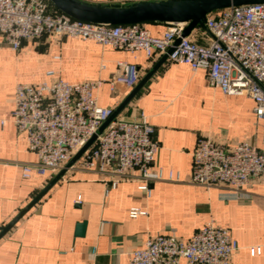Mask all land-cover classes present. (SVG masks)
Instances as JSON below:
<instances>
[{"label": "crops", "instance_id": "1", "mask_svg": "<svg viewBox=\"0 0 264 264\" xmlns=\"http://www.w3.org/2000/svg\"><path fill=\"white\" fill-rule=\"evenodd\" d=\"M86 1L126 4L140 0ZM145 27L159 37L167 24ZM189 38L200 44L211 40L199 27ZM162 59L68 37L26 43L15 52L0 37V228L55 177L22 178L20 165L36 163L37 157L12 121L16 86L49 81V71L80 83L107 81L119 64L136 67L140 74L136 86L111 91L106 84L98 93L101 106L117 109L160 63L118 116L133 120L142 112L148 117L160 144L153 168L162 171L165 179L151 184L148 195L139 189L137 172H132L135 178L110 190L105 176L68 169L0 239V264H129L130 254L142 248L149 236L172 235L188 241L211 220L227 228L239 245L232 264H264V182L252 179L238 193L191 182L199 136L227 147L241 142L261 146L264 126L255 117V103L211 87L205 70L193 72L186 65ZM132 209L144 215L130 218ZM80 223H85L82 236H78Z\"/></svg>", "mask_w": 264, "mask_h": 264}, {"label": "built area", "instance_id": "2", "mask_svg": "<svg viewBox=\"0 0 264 264\" xmlns=\"http://www.w3.org/2000/svg\"><path fill=\"white\" fill-rule=\"evenodd\" d=\"M206 27L211 40L200 44L182 37L185 24H167L158 37L145 24L73 19L49 0H0V37L15 52L26 43L68 37L130 53L141 51L147 58L167 55L169 62L186 65L193 72L207 71L209 85L225 95L251 98L255 117L264 126V3L216 11L208 16ZM47 77L49 81L38 85L19 83L15 90L12 121L37 157L36 163L20 165L22 178L56 176L95 137L69 169L105 176L110 190L135 178L132 172H137L139 189L150 195L151 184L165 179L162 171L153 168L160 144L148 117L142 112L133 120L117 116L98 133L115 112L99 104V91L106 84L111 91L133 88L140 80L136 67L119 64L107 81L70 83L54 71L47 72ZM252 179L264 182V134L260 147L248 142L227 147L198 137L192 184L238 193ZM129 215L135 219L144 213L132 209ZM238 250L229 230L211 220L188 241L172 235L149 236L142 248L130 254L129 264H232Z\"/></svg>", "mask_w": 264, "mask_h": 264}, {"label": "water", "instance_id": "3", "mask_svg": "<svg viewBox=\"0 0 264 264\" xmlns=\"http://www.w3.org/2000/svg\"><path fill=\"white\" fill-rule=\"evenodd\" d=\"M53 6L60 12L69 17L93 24L107 25H130V24H185L182 37L186 38L196 28H202L211 37L212 34L206 27L207 18L212 13L231 7H240L254 4L264 3V0H142L126 4L119 3H92L86 0H49ZM179 43V40H177ZM167 55L163 56V60ZM161 61V62H162ZM149 73L125 101L115 109L111 119L105 122L99 129L101 134L109 123L118 116L122 109L130 102V100L144 86L152 74L157 70L158 66ZM95 140V137L79 151L71 161L66 165L65 169L60 171L53 180L37 195L31 203L25 207L8 225L0 228V239H2L14 225L59 181L71 168V166L79 159L84 150ZM85 230V223L78 224V236H82Z\"/></svg>", "mask_w": 264, "mask_h": 264}]
</instances>
